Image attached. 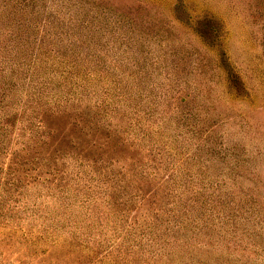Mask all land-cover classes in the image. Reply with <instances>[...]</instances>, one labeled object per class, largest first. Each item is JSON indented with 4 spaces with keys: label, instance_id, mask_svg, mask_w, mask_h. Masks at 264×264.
<instances>
[{
    "label": "rangeland",
    "instance_id": "rangeland-1",
    "mask_svg": "<svg viewBox=\"0 0 264 264\" xmlns=\"http://www.w3.org/2000/svg\"><path fill=\"white\" fill-rule=\"evenodd\" d=\"M0 264H264V0H0Z\"/></svg>",
    "mask_w": 264,
    "mask_h": 264
}]
</instances>
